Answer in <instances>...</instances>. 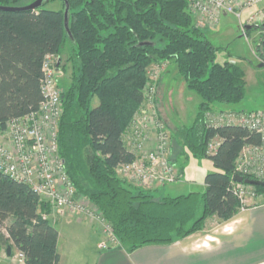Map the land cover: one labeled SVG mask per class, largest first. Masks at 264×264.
<instances>
[{"label":"trees","instance_id":"obj_1","mask_svg":"<svg viewBox=\"0 0 264 264\" xmlns=\"http://www.w3.org/2000/svg\"><path fill=\"white\" fill-rule=\"evenodd\" d=\"M34 1L0 0V7ZM53 1L35 11H0V132L9 120L38 110L43 60L54 55L62 61L68 49L71 73L61 94L59 155L76 194L103 216L119 247L131 253L169 245L202 231L210 217L223 222L234 217L240 209L232 186L235 163L244 147L260 145V136L241 127L205 125V114L217 105L245 99L244 72L216 61L218 49L193 23L187 0H67L72 40L64 29V3L59 0V11L44 9ZM254 30L264 28L246 33ZM256 53L264 61V37ZM164 62L176 66L187 90L201 100L193 124L173 133V147L184 160L208 159L216 172L205 176L202 194L155 200L120 180L115 170L132 159L121 136L142 103L146 70ZM161 104L158 97V108ZM214 138L219 146L207 155ZM183 171L178 166L180 177ZM254 189L264 195V186ZM43 213L49 207L28 186L0 173V226L9 221L0 242L23 254L25 264L60 262L58 232Z\"/></svg>","mask_w":264,"mask_h":264},{"label":"built area","instance_id":"obj_2","mask_svg":"<svg viewBox=\"0 0 264 264\" xmlns=\"http://www.w3.org/2000/svg\"><path fill=\"white\" fill-rule=\"evenodd\" d=\"M264 0H187L188 7L201 16L198 26L217 24L221 13L240 18L245 10L254 8ZM264 24V8L256 10L246 25ZM198 28V27H197ZM242 34H245L244 27ZM58 58L46 55L42 63L40 93L42 101L38 110L26 116L11 119L0 132V173L11 180L28 186L39 199L47 204L49 212L57 218L68 215L86 216L102 227L105 240L98 249L106 251L119 247L110 225L97 211L93 216L87 204L81 203L69 179L64 161L59 155L58 126L63 113L62 90L58 85L62 72ZM164 63L146 70L143 100L121 136L129 162L117 166V177L126 184L147 192L170 186L179 181L178 169L171 161L172 133L157 106L158 85ZM205 125L241 127L260 136V145L246 146L241 151L234 168V176L248 177L264 183V111L250 112L213 110L205 114ZM220 141H209L206 154L213 155ZM240 209L250 206L257 199L253 186L232 183ZM48 213L41 218L48 220ZM15 262L25 264L23 254L16 252Z\"/></svg>","mask_w":264,"mask_h":264},{"label":"crops","instance_id":"obj_3","mask_svg":"<svg viewBox=\"0 0 264 264\" xmlns=\"http://www.w3.org/2000/svg\"><path fill=\"white\" fill-rule=\"evenodd\" d=\"M263 8L264 2H261L254 8L242 12L240 18L221 13L217 24L205 27L198 26V21L202 19L201 16L191 13L189 7L188 12L195 26L204 32L210 42L212 39L216 40L221 36V28L225 30L224 33L227 32V28L231 22L229 16L234 17L233 19L236 21L239 33L246 38V41H249L250 36H248V33L243 35L241 30L246 26V21L250 15L256 10ZM60 9L61 7L55 10L59 11ZM251 53L253 55L254 49H251ZM66 55L68 56V49L65 50L62 57L64 58ZM217 56L218 51L216 53V61L218 63L229 62L241 68L244 72L246 90L248 73L245 72L244 61L231 58L225 52L221 53L222 58L220 61H218ZM254 65L258 66V64ZM185 89L187 90L185 82L178 75L176 66L170 65L167 74L160 83L159 93L160 97H162V103L163 100L166 103L168 101L173 102V116L171 119L167 118V123L172 130V136L178 128L190 127L193 124L198 112V106L201 103L200 98L197 96L199 98V101H197V112L192 120H189L191 124L188 123L189 126H187L186 121H182L186 114L185 107L181 106L180 109L179 106V110H182V113H179L180 111H177L178 105L174 103L173 99L174 90H179L183 93ZM181 97H178L177 101L183 99V94ZM238 105H217L215 110L248 112L244 109H237ZM171 150V161L174 162V165L178 169L175 162L180 158L178 157L180 149L173 147L172 144ZM198 163L199 166H197L198 168L196 167L198 169L197 172L193 169L196 164H189L187 162L183 175L175 183L177 186H166L168 188L166 192H176L180 194L175 196L178 197L187 193H193L194 191L190 192L193 187L195 189L198 188L203 193L206 188L204 184L205 176L216 172V169L208 159L200 160ZM186 176L189 180L193 178L192 183L184 182ZM47 216L48 221L55 229L57 226L59 227V231L56 229L58 232L57 251L60 256L59 264H264V195L258 196L250 206L239 209L237 214L228 221L223 222L219 221L216 217H210L205 221L204 229L194 235L169 245L145 246L131 253L126 252L120 247L100 251L98 244L101 236L97 231V227L94 224H90V221L86 220V218H76L72 215L57 218L50 212Z\"/></svg>","mask_w":264,"mask_h":264},{"label":"rangeland","instance_id":"obj_4","mask_svg":"<svg viewBox=\"0 0 264 264\" xmlns=\"http://www.w3.org/2000/svg\"><path fill=\"white\" fill-rule=\"evenodd\" d=\"M60 7H61V2L59 0H56V1H53V2L46 4L44 6V9L50 10V11H56L55 9L60 8ZM229 18H230L231 22L229 24L230 26L227 28V32L224 33L225 30L223 28H221V30H220L221 36L218 37L216 40L212 39L211 43L218 49V56H217L218 61H220L222 58L221 53L225 52V53H228L231 58L240 59L241 61H244V63H245V66H244L245 72L248 73L247 74L248 84H247V88H246V96H245V99L241 103H239V105L237 106V109H244L248 112L256 111V110H263L264 111V61H263V57L257 56V53H256V48H257V46H259L261 39L264 37V31L254 30L252 32H249L248 36H250V39H249V41H246V38L239 33L236 21L233 19L234 17L229 16ZM222 31H223V33H222ZM251 49H254L253 55L251 53ZM67 58H68V56L66 55L64 58L62 57L61 58L62 61H60L63 69L61 71L62 75L59 77V80H58V85L62 91H64L70 83L71 69H70V64L67 63ZM172 64H173L172 62H164V68L161 71V79H160L159 85H158V97L160 100L162 99V97H160L161 95L159 93L160 83H161L163 77L167 74V71L169 70L170 65H172ZM254 64H258V66L261 65L262 67L259 68L258 66L254 65ZM154 65H159V64H151L147 69L151 68ZM182 94H183V99L180 101H177L178 97L182 98L181 97ZM142 95H143V90H142ZM189 98H191V99H189ZM173 99H174V103H176V105H178V107L177 106L176 107H177V111L178 112L180 111L179 113H182V110H179V106H180V109H181V106L185 107L186 114H185L184 120L182 119V121L183 122L186 121V125L189 126L188 123L191 124V121H189V120H192V118L195 116V114L197 112V101H199V98L193 92L191 93L185 89L183 93H181L179 90L178 91L174 90ZM173 107H174L173 102L168 101L166 103L163 100V103L161 104V106L159 108L161 116H162L163 120L166 122L167 127L170 131H172V130H171L169 124L167 123V118L168 119L172 118V116H173L172 110H174V109H172ZM203 159H206V158H197V157L189 156V158L187 160H184L181 157L175 163L177 166H180L182 163H184L183 164L184 167H186L187 162H189V164L190 163L196 164V165H194L193 169H194V171L198 172V169H196V167L199 166L198 162L200 160H203ZM194 178L196 179V177H194ZM191 181H193V178H190V180L187 179V176L184 178V182L192 183ZM171 186L175 187L177 185L174 184ZM167 189H168L167 187L164 189H159L156 192H151V194L155 200H161L162 198H164L166 196L175 197L177 195H180L176 192L167 193L166 192ZM193 191L195 193L202 194L201 191L198 190V188L195 189L192 187L190 192H193ZM187 194H184V195H187ZM79 198H80V200H82L81 203L87 204V206L89 208L91 207V209L89 211L90 212L92 211L91 213H93V216L95 214H97L96 213L97 211L89 202H87L81 196H79ZM199 211L201 212V207H200ZM74 217H76V218H82L83 217V218H86V220L88 219L86 216L74 215ZM82 219H81V221H83ZM89 221H90V224H94L97 227V231L101 236L100 242L105 240L104 234L102 232V227L99 224H97L95 221H93L92 219H90ZM8 224H9V221H7L6 223H4L3 225L0 226V235L1 236L6 237L5 226H7ZM56 229L59 231L58 226L56 227ZM7 250H9V255L7 254ZM15 254H16V251L13 249V247L11 246L10 243L6 242L5 244H2L0 242V264H18L14 260Z\"/></svg>","mask_w":264,"mask_h":264},{"label":"water","instance_id":"obj_5","mask_svg":"<svg viewBox=\"0 0 264 264\" xmlns=\"http://www.w3.org/2000/svg\"><path fill=\"white\" fill-rule=\"evenodd\" d=\"M48 0H36L33 3L21 7V8H2L0 7V11H12V12H29V11H35L38 10L39 8H41ZM64 3V11H63V21H64V29L69 37L70 40H72V36L71 33L69 31L68 28V16H69V4L67 2V0H60ZM262 27L264 28V24L262 25ZM245 29V34L246 32L249 31L251 29V26L246 25L244 27ZM60 64V60H58L57 66H59ZM262 66L260 65L259 68H261ZM233 182L236 183H243L245 185H249V186H253V187H259V186H264L263 182L257 181V180H253V179H243L241 176L239 175H235L233 177ZM7 254L9 255V250H7Z\"/></svg>","mask_w":264,"mask_h":264}]
</instances>
